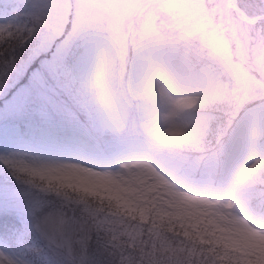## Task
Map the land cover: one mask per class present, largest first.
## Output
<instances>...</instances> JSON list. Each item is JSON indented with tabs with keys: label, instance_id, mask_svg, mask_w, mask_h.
I'll return each instance as SVG.
<instances>
[{
	"label": "rangeland",
	"instance_id": "obj_1",
	"mask_svg": "<svg viewBox=\"0 0 264 264\" xmlns=\"http://www.w3.org/2000/svg\"><path fill=\"white\" fill-rule=\"evenodd\" d=\"M236 1L262 17L229 0H0V43L55 54L83 126L77 164L107 153L117 183L161 208L202 183L251 242L264 224V0ZM11 163L52 182L30 158Z\"/></svg>",
	"mask_w": 264,
	"mask_h": 264
},
{
	"label": "snow or ice",
	"instance_id": "obj_2",
	"mask_svg": "<svg viewBox=\"0 0 264 264\" xmlns=\"http://www.w3.org/2000/svg\"><path fill=\"white\" fill-rule=\"evenodd\" d=\"M54 55L23 37L0 43V264H260L264 224L258 240H242L206 185L186 182L161 208L117 183L107 153L75 162L83 126ZM20 157L48 187L15 169Z\"/></svg>",
	"mask_w": 264,
	"mask_h": 264
},
{
	"label": "water",
	"instance_id": "obj_3",
	"mask_svg": "<svg viewBox=\"0 0 264 264\" xmlns=\"http://www.w3.org/2000/svg\"><path fill=\"white\" fill-rule=\"evenodd\" d=\"M234 8H235V10L236 11H238V12H240L243 16H244V18H245V20H247V21H251V22H255V21H257L259 18H260V16H255L254 18L253 17H251V16H249L238 4H237V1L235 0V5H234Z\"/></svg>",
	"mask_w": 264,
	"mask_h": 264
},
{
	"label": "bare ground",
	"instance_id": "obj_4",
	"mask_svg": "<svg viewBox=\"0 0 264 264\" xmlns=\"http://www.w3.org/2000/svg\"><path fill=\"white\" fill-rule=\"evenodd\" d=\"M228 5H229V8H230V9H233V10H234V9H235V8H234L235 0H229ZM238 14L241 16V13L238 12Z\"/></svg>",
	"mask_w": 264,
	"mask_h": 264
}]
</instances>
